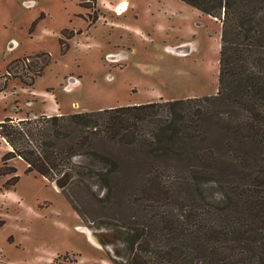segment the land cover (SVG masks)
Instances as JSON below:
<instances>
[{
  "label": "trees",
  "instance_id": "16d2710c",
  "mask_svg": "<svg viewBox=\"0 0 264 264\" xmlns=\"http://www.w3.org/2000/svg\"><path fill=\"white\" fill-rule=\"evenodd\" d=\"M82 1L88 9L97 3ZM179 1L222 22L215 96L6 118L0 137L10 149L0 179L13 176L7 189L19 182L14 159L49 182L70 173L64 194L76 211L68 194L74 187L108 189L106 201L117 188L140 189L135 215L101 223L120 232L129 254L114 264H264V0ZM49 65L50 55L39 53L12 61L6 72L41 76ZM115 151L144 154L147 162L128 178Z\"/></svg>",
  "mask_w": 264,
  "mask_h": 264
},
{
  "label": "rangeland",
  "instance_id": "374dc122",
  "mask_svg": "<svg viewBox=\"0 0 264 264\" xmlns=\"http://www.w3.org/2000/svg\"><path fill=\"white\" fill-rule=\"evenodd\" d=\"M82 2L0 0V86L6 84L0 123L52 117L48 102L68 116L217 94L219 19L179 0L90 1L94 9ZM121 3L125 8L117 14ZM64 30L74 37L66 39ZM61 39L69 45L65 53ZM39 53L50 55L41 76L21 68L7 75L9 63ZM30 77L34 85L25 86L21 80ZM9 149L0 137V168ZM113 156L128 178L147 162L140 153ZM9 165L20 179L11 189L6 184L13 176L0 179V264H114L128 258L120 232L101 223L135 215L132 200L140 189L117 188L106 201L108 189L74 187L68 194L76 211L57 179L25 174L21 159Z\"/></svg>",
  "mask_w": 264,
  "mask_h": 264
},
{
  "label": "water",
  "instance_id": "95a60500",
  "mask_svg": "<svg viewBox=\"0 0 264 264\" xmlns=\"http://www.w3.org/2000/svg\"><path fill=\"white\" fill-rule=\"evenodd\" d=\"M72 179V175L70 173H64L60 178H58L55 183L59 187L67 186L70 180Z\"/></svg>",
  "mask_w": 264,
  "mask_h": 264
},
{
  "label": "crops",
  "instance_id": "0c3cea01",
  "mask_svg": "<svg viewBox=\"0 0 264 264\" xmlns=\"http://www.w3.org/2000/svg\"><path fill=\"white\" fill-rule=\"evenodd\" d=\"M55 104V103H54ZM48 106L50 107V112H51V115H54V116H61V115H66V113L62 112L61 108L56 104V107L58 108H54L53 106V102H48ZM45 115H49L47 113H44ZM8 118H12V119H15L13 117H8Z\"/></svg>",
  "mask_w": 264,
  "mask_h": 264
},
{
  "label": "bare ground",
  "instance_id": "6f19581e",
  "mask_svg": "<svg viewBox=\"0 0 264 264\" xmlns=\"http://www.w3.org/2000/svg\"><path fill=\"white\" fill-rule=\"evenodd\" d=\"M124 8H125V4L124 3H121V4H119L117 7H116V13L117 14H120L123 10H124ZM90 234V233H89ZM90 236V238L92 239V235H89ZM93 240V239H92Z\"/></svg>",
  "mask_w": 264,
  "mask_h": 264
}]
</instances>
